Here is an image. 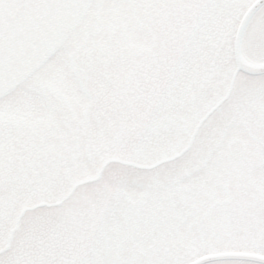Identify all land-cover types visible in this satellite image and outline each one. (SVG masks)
<instances>
[{"label":"flooded vegetation","instance_id":"flooded-vegetation-1","mask_svg":"<svg viewBox=\"0 0 264 264\" xmlns=\"http://www.w3.org/2000/svg\"><path fill=\"white\" fill-rule=\"evenodd\" d=\"M256 1L7 9L0 20V256L12 264L185 259L189 228L203 230L187 223L196 214L187 184L172 180L169 169L165 181L104 174L111 164L150 169L189 151L198 152L189 159L199 171L198 197L205 196V178L212 185L206 214L226 217L234 237L244 234L264 255V70H245L264 64V2L239 34ZM257 54L263 58L253 59ZM117 124L124 142L98 166L85 149L106 143ZM155 152L165 158L153 163ZM44 158L55 165L52 187L45 198L21 200L19 189ZM66 161L71 175L63 171ZM63 207L27 220L39 209Z\"/></svg>","mask_w":264,"mask_h":264},{"label":"rangeland","instance_id":"rangeland-1","mask_svg":"<svg viewBox=\"0 0 264 264\" xmlns=\"http://www.w3.org/2000/svg\"><path fill=\"white\" fill-rule=\"evenodd\" d=\"M254 28L255 27H253L251 29V31L254 30ZM262 58L263 57L259 54L253 56V59H257L256 61L261 60ZM228 66H229V64L227 65V67ZM61 123H62V121H61ZM155 153H157V152H155ZM172 153H174V151L169 152V153H165L164 155H165V157H168L166 155H169ZM190 153L191 152L189 151L188 154L183 157V159H180V161L179 160L176 161L177 159L175 161L172 160L170 162L162 163L161 165L154 167V168H150V169L131 167V166H128V164H124L122 162H119L120 164L115 163L118 166L117 167H109L107 172H105L104 176L107 175V177L110 178V176H112L114 172L121 171L123 173H127L129 176H135L136 177L135 181H137V182L163 181V180L165 181V180L171 179L170 174L168 172V169H169L172 172V180H175L177 182L191 181L188 184L191 185L194 189L192 190L190 195L188 194L189 200L191 199L189 202L192 203L193 205L197 206V207L205 208V209L198 208V210H199L198 214L196 216H192V217L188 218V224L199 223L200 225L203 226V230L200 232H196V230H197L196 228H193L189 232L188 242L190 244V247H189L188 256L191 257V260L199 257L201 252L207 253L210 251H215L220 246H223V248H229L228 246H234L235 244H238L240 247H238V248L231 247V248H229V250H245L246 251V249H243L241 247V246H245V248H247L246 247L247 244H248V246L250 245L249 242L248 241L246 242V240L244 239L245 235L242 233H239V234H237V237H234L235 233L233 231V228L228 226L227 221H226V217H215V216L206 214L207 213L206 208H208L210 206V204L213 202V200L209 196L212 185L210 184L209 180H207L206 178L204 179V183L206 185V188H204L203 194H205V196L200 199L198 197L200 194L198 188H199V186H201V184L199 182L194 181V179L198 178L199 171L194 165H192L189 162V159H191L190 156L191 155H197L198 152L195 151V153H192V154H190ZM157 154L158 155H156L152 159L153 163L160 160V159L165 158V157H162L161 153H157ZM129 155H132V154H129ZM152 156L153 155L151 154L148 157L151 158ZM187 156H188V162H183V160ZM124 159L129 161V162H133L134 164H146L148 162V161L140 160L138 158H133V159L124 158ZM146 159H148V158H146ZM121 164H123V165H121ZM86 169H87L88 175H93L95 170H96V168H94V167L86 168ZM78 170L80 171L81 169H78ZM81 176H84V175L81 174ZM191 178L193 179V181L191 180ZM66 190H65V192H66ZM203 194H201V195H203ZM61 195L62 194H57L56 196L52 197V199H50V200L58 199L59 197H61ZM42 198H45V197H42ZM37 201H40V199H37L34 201H27V204L29 205L30 203H35ZM62 210H64V207L61 209H58V210L39 209L38 211L31 213V215H29L27 217V220L40 211H41L40 213H44V212L48 211L50 213L57 212V214H60L62 212ZM217 218H219V220ZM219 222H220V225H219L220 227H214L213 226L214 223L216 224ZM251 238H252L251 239L252 241H254V240L256 241L259 239V237H258V239H256L254 236ZM110 239L113 240V237ZM191 240L195 242L194 245L191 244ZM226 245H228V246H226Z\"/></svg>","mask_w":264,"mask_h":264},{"label":"snow or ice","instance_id":"snow-or-ice-1","mask_svg":"<svg viewBox=\"0 0 264 264\" xmlns=\"http://www.w3.org/2000/svg\"><path fill=\"white\" fill-rule=\"evenodd\" d=\"M119 6V0H0V20L3 19L4 12L9 8L25 9L30 7H44L54 9H73V10H87V9H103ZM175 7H199L202 6L200 0H175L172 4ZM72 25H69L68 32H71ZM213 117H209L211 121ZM116 131L110 135L106 143L99 144L94 151H85L88 155L95 159L98 166L105 163L106 151L117 150L124 142L125 133L120 131L121 125L117 124ZM134 125L128 126V134L134 132ZM110 167H117L118 165L112 164ZM55 165L44 158L42 166L34 171L31 180L19 189L18 197L23 200L28 197H42L51 187L54 179L53 173ZM63 171L71 175L73 173L72 163L66 161ZM4 165L2 158H0V184L4 179ZM6 202L0 199V213L5 211ZM203 255V253H201ZM191 257L186 256L185 259L177 261L173 259H159L155 264H190ZM0 264H12V261L7 255L0 256ZM202 264H260L259 261L249 260L240 257H222L216 259H209L202 262Z\"/></svg>","mask_w":264,"mask_h":264},{"label":"water","instance_id":"water-1","mask_svg":"<svg viewBox=\"0 0 264 264\" xmlns=\"http://www.w3.org/2000/svg\"><path fill=\"white\" fill-rule=\"evenodd\" d=\"M262 67H255V68H248L249 71L251 72H256L258 70H261ZM222 257H240V258H246V259H256L259 260L260 257L253 256V255H248V254H239V253H223V254H217V255H211V256H206L192 264H202L203 261L209 260V259H216V258H222Z\"/></svg>","mask_w":264,"mask_h":264}]
</instances>
